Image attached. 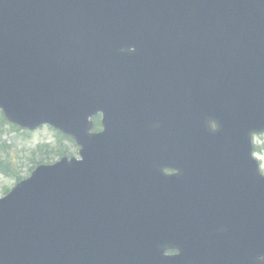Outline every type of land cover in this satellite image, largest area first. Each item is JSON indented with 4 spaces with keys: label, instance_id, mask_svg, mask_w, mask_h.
Segmentation results:
<instances>
[{
    "label": "water",
    "instance_id": "water-1",
    "mask_svg": "<svg viewBox=\"0 0 264 264\" xmlns=\"http://www.w3.org/2000/svg\"><path fill=\"white\" fill-rule=\"evenodd\" d=\"M0 108L82 157L0 200V264H264V0H0Z\"/></svg>",
    "mask_w": 264,
    "mask_h": 264
},
{
    "label": "rangeland",
    "instance_id": "rangeland-1",
    "mask_svg": "<svg viewBox=\"0 0 264 264\" xmlns=\"http://www.w3.org/2000/svg\"><path fill=\"white\" fill-rule=\"evenodd\" d=\"M59 141L62 142L58 144ZM255 144L260 148L256 157L264 172V135L256 137ZM58 146L69 149L73 156L78 157V148L49 127L30 132L12 129L5 123L0 130V161L9 167L10 174L0 172V198L5 195L6 189L15 186L16 178L23 179L29 175L32 162L56 161Z\"/></svg>",
    "mask_w": 264,
    "mask_h": 264
},
{
    "label": "trees",
    "instance_id": "trees-1",
    "mask_svg": "<svg viewBox=\"0 0 264 264\" xmlns=\"http://www.w3.org/2000/svg\"><path fill=\"white\" fill-rule=\"evenodd\" d=\"M65 152L63 151L60 155H63Z\"/></svg>",
    "mask_w": 264,
    "mask_h": 264
}]
</instances>
